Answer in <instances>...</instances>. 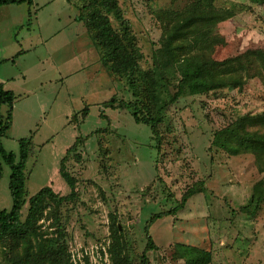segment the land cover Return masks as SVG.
<instances>
[{"label":"rangeland","instance_id":"obj_1","mask_svg":"<svg viewBox=\"0 0 264 264\" xmlns=\"http://www.w3.org/2000/svg\"><path fill=\"white\" fill-rule=\"evenodd\" d=\"M197 1L119 0L135 36L140 69H159L168 94L177 91L188 63L161 62L163 15L170 13L173 25L199 17L193 10ZM213 3L233 17L217 25L215 47L201 50L200 58L223 61L259 51L247 57L256 63L254 77L246 78L245 66L240 88L187 91L164 111L161 144L129 110L105 107L135 98L125 78H111L91 41L85 0L0 7V82L15 95L12 128L2 144L18 155L19 140L32 137L22 221L30 198L43 188L70 194L60 175L61 161L78 138L85 139L66 163L77 180V196L59 208L47 201L38 223L45 238L58 239L66 248L72 264H112L114 236L131 264H143L147 222L177 208L192 189L202 192L149 229L157 246L148 253L150 264H187L193 248L208 255V264H264V173L253 155H232L213 145L216 132L245 115L264 114V1ZM110 19L120 31V23ZM7 111L2 107L4 116ZM1 166L0 210H10L11 169L3 161ZM12 243L8 238L0 242V264H6Z\"/></svg>","mask_w":264,"mask_h":264},{"label":"trees","instance_id":"obj_2","mask_svg":"<svg viewBox=\"0 0 264 264\" xmlns=\"http://www.w3.org/2000/svg\"><path fill=\"white\" fill-rule=\"evenodd\" d=\"M24 3L32 5L33 0H0V7ZM213 4V0H198L193 10H196L200 16L186 22L179 21L176 25L171 22L170 13L163 15L167 24L164 31L166 36L161 62L169 63L172 58L176 67H183L188 63L177 91L174 94H168L159 69L153 68L148 71L140 69L135 36L130 23L122 16L119 0H85L84 24L91 41L99 50L111 78L113 76L125 78L135 98L134 101L129 102L122 100L117 106L112 101L106 102L105 107L129 110L137 124L146 125L151 129L154 140L158 144H161L162 140L160 126L164 122V111L175 105L187 91L191 94H205L221 87L240 88L245 81L242 75L246 71L245 66L249 68L246 78L254 77L252 71L256 63L247 57L259 51L229 57L223 61L205 62L200 58L201 50H213L215 47L216 43L214 45L211 43L214 42L212 35L217 25L227 23L233 17L229 12L216 9ZM110 16L120 23V31L114 29ZM195 53L198 54L193 57ZM260 58L264 62L262 55ZM14 103V93L7 91L4 84L0 82V181L3 176L1 166L3 161L11 169L9 190L12 197L11 209L0 210V242L5 238L13 240L6 256V264H72L71 256L66 248H61L58 239L45 238L38 228V223L44 218L47 201L59 208L64 203L73 201L77 196V180L67 170L66 163L69 153L85 139L78 138L61 161L60 175L69 186L70 194L60 196L51 187L43 188L30 198L27 218L22 221V211L27 203L24 198L27 180L25 169L32 137L19 140L18 155L4 149L2 139L12 128ZM4 106L8 107L6 116L2 114ZM87 110L83 114L84 117L88 114ZM213 145L228 154L253 155L260 172L264 173V114L245 115L229 127L216 132ZM201 192L200 189L188 191L177 208L154 215L147 222L145 229L148 243L141 263L150 264L148 253L157 250L149 233L151 226L158 219L183 209L192 197ZM112 244L110 249L112 264H131L124 245L117 237L114 236ZM190 252L191 256L187 264H208L206 253L194 248L190 249Z\"/></svg>","mask_w":264,"mask_h":264}]
</instances>
